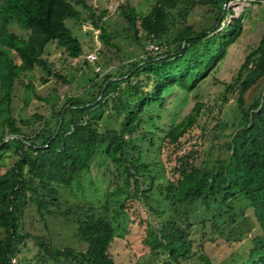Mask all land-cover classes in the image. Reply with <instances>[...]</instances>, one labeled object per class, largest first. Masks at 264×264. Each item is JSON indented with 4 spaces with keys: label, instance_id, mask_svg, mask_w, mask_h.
<instances>
[{
    "label": "trees",
    "instance_id": "1",
    "mask_svg": "<svg viewBox=\"0 0 264 264\" xmlns=\"http://www.w3.org/2000/svg\"><path fill=\"white\" fill-rule=\"evenodd\" d=\"M185 1L154 0L144 15L128 3L121 5L125 30L133 33L136 43L141 47L154 43L158 48L145 50L138 60L119 63L115 72H106L101 78L95 73L83 92L65 95L49 106L47 114L33 113L39 126L26 135L21 126L30 121L16 118L11 110L15 86L44 100L30 80L36 67L43 72V83L50 77L68 82L66 69L55 68L42 56L46 45L54 41L75 63L88 66L82 44L66 20L90 23L102 43L97 50L100 57L116 45L103 26L107 10L97 9L87 0H0V264H14L27 237L34 240L36 260L41 264L46 260L60 264L61 259L67 264H117L109 248L127 217V204L142 203L147 211L157 213L153 188L164 195L171 214L157 228L147 223L144 243L151 253L163 254L173 263L189 258L195 247L189 230L197 223L199 208L204 207L211 216L216 212L224 216L221 207L242 196L253 218L251 244L245 259L231 264H264V82L256 93H249L264 78V25L256 46L248 49L230 80L221 82L219 95L211 101L194 102L162 137L169 164L165 182H157L152 174L155 161L145 162L135 154L138 147L133 138L150 133L141 126L150 119L144 120L146 109L162 106L166 92L173 87L192 91L208 75L219 83L216 73L228 47L243 30L241 13L233 16L226 6L230 0H198L218 9L217 23L204 30L181 21L188 11L180 7ZM228 16L231 18L223 22ZM11 22L27 30V37L9 30ZM230 99H235L238 112L234 128L228 134L217 133L218 142L207 138L203 142ZM108 106L121 116L119 128L99 131L97 122ZM198 132L200 139L183 148L187 137H196ZM96 155L107 169L114 168L109 175L113 189L105 194L107 204L113 203L111 208L85 201L63 204L60 190L78 186ZM30 205L40 215L77 213L76 235L85 249L59 248L43 236L23 232L20 220ZM218 225L216 219L210 221L222 237ZM225 241L232 242L230 237ZM199 259L212 264L203 255Z\"/></svg>",
    "mask_w": 264,
    "mask_h": 264
},
{
    "label": "rangeland",
    "instance_id": "2",
    "mask_svg": "<svg viewBox=\"0 0 264 264\" xmlns=\"http://www.w3.org/2000/svg\"><path fill=\"white\" fill-rule=\"evenodd\" d=\"M87 2L97 9L107 10V15L103 18V26L111 34V42L116 46L107 48L105 55L100 57L97 50L102 47V43L98 37V32L91 27L90 23L73 19L66 20V25L81 42L85 54L94 53L96 58L98 57L99 63L95 60L88 62L87 67H83L78 62L75 63V59H70L63 48L58 47L54 41L49 42L44 48L42 56L53 62L55 68H65L68 82L65 83L55 77H50L43 83L40 80L43 72L36 67L30 75V80L35 85L37 94L44 100L35 97L27 88L15 86L11 102L12 114L16 118L30 121L28 125L21 126L23 134L32 135L39 126V122L33 118V113L47 114L49 106L59 103L65 95L83 92L88 85L89 78L96 76L95 73H98L99 78H101L106 72H115L119 63L138 60L143 56L145 50H149L147 46L138 45L133 33L125 30L126 23L121 15L120 6L128 3L137 12L144 15L154 0H87ZM226 6L233 10V16L241 13L243 30L238 40L228 47L221 67L216 73L220 82L214 83L211 75H208L192 91L187 92L179 87H173L166 92L165 102L162 106L154 105L146 109L144 120L150 119L144 121L141 126L143 131L150 133L139 134L133 138L134 144L138 147L135 154L139 153L145 162L155 161L157 163L152 169V174L156 176L157 182H165L166 174L164 171L169 168V164L166 162V153L161 147L162 137L172 125L180 121L190 111L194 102L211 101L219 95L223 89L221 82L230 80L248 49L255 47L261 36L264 25V0H230ZM180 7L188 10L185 18H181V21L184 20L188 25L196 24L199 30L210 28L217 23L218 9L213 6L199 3L198 0H194V2L186 0ZM76 8L85 15V10L82 7L76 6ZM230 18L231 16H228L223 22H227ZM9 30L27 37V30L14 22L10 23ZM71 65L76 69H71ZM96 67L99 70H96ZM263 82L264 78L249 93L252 95L256 93ZM249 93L246 97L251 98L248 96ZM237 113L236 101L230 99L221 113V119L217 126L205 137H202L203 142L206 138L208 142H218L217 140L221 139L217 137L218 134L230 133L237 121ZM120 120L121 116L108 106L103 118L97 122V129L99 131L107 128L118 129ZM151 138L152 144L150 143ZM195 139H200L199 132L196 133V137L190 139L187 137L183 148H186ZM2 163L3 160L0 164ZM113 170V167L107 169L102 157L96 155L78 186L74 185L70 189L60 190L62 203L85 201L96 206L105 205L107 209L108 207L110 209L113 203L111 201L107 204L105 194L109 188L113 189L109 184V175ZM151 191L153 198L158 200L155 202L157 204H154L155 208L158 209V214L147 211L142 203L127 204V217L123 219V224L117 228L116 236L109 248L117 264H205L199 259L202 255L211 260L212 264H231L234 260L242 261L245 259L251 244L249 228L253 223V218L247 208L248 201L242 196L229 199L221 207L224 216L218 215L217 212L211 216L210 211H203L204 207L199 208L195 215L197 223L189 230V236L195 245L194 254L189 258L179 263H173L166 261L167 259L163 254L151 253L149 246L144 243L147 223L157 228L171 214V209L164 200V195L156 188ZM78 218L77 213L64 216L44 212L40 215L35 205H30L25 208L19 227L28 234L45 237L51 244L59 248L71 247L84 250L85 244L76 235ZM200 219L206 222L202 223ZM215 219L217 223L219 222L220 230L223 231L222 237H218L217 232L210 226V221ZM222 220L227 221L223 223ZM226 237H230L232 242L227 243ZM37 250L34 240L27 237L20 246L19 254L13 260L14 264H41L40 261L36 260ZM43 264L58 263L53 260H46ZM60 264H67V261L61 259Z\"/></svg>",
    "mask_w": 264,
    "mask_h": 264
},
{
    "label": "built area",
    "instance_id": "3",
    "mask_svg": "<svg viewBox=\"0 0 264 264\" xmlns=\"http://www.w3.org/2000/svg\"><path fill=\"white\" fill-rule=\"evenodd\" d=\"M148 49L149 50H156L157 48H158V46L156 45V44H154V43H150V44H148ZM85 59L87 60V62H94L95 60H96V56H95V54L94 53H92V52H89V53H87V54H85ZM96 70H99V68L98 67H96Z\"/></svg>",
    "mask_w": 264,
    "mask_h": 264
}]
</instances>
